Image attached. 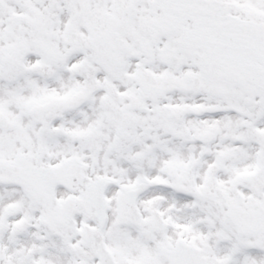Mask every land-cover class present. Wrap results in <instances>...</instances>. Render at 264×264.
Returning a JSON list of instances; mask_svg holds the SVG:
<instances>
[{"label":"snow or ice","instance_id":"6c2138e0","mask_svg":"<svg viewBox=\"0 0 264 264\" xmlns=\"http://www.w3.org/2000/svg\"><path fill=\"white\" fill-rule=\"evenodd\" d=\"M0 264H264V0H0Z\"/></svg>","mask_w":264,"mask_h":264}]
</instances>
